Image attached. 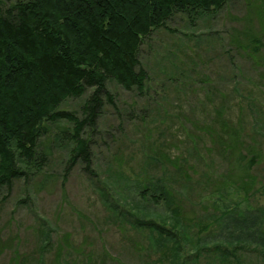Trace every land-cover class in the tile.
I'll use <instances>...</instances> for the list:
<instances>
[{"label":"rangeland","instance_id":"374dc122","mask_svg":"<svg viewBox=\"0 0 264 264\" xmlns=\"http://www.w3.org/2000/svg\"><path fill=\"white\" fill-rule=\"evenodd\" d=\"M138 63L142 93L106 83L88 167L68 168L50 125L42 169L0 187V264H264V0L174 15ZM90 92L60 109L79 118ZM225 129L258 154L249 188L223 179L237 180L215 146ZM155 179L177 213L136 192Z\"/></svg>","mask_w":264,"mask_h":264},{"label":"trees","instance_id":"16d2710c","mask_svg":"<svg viewBox=\"0 0 264 264\" xmlns=\"http://www.w3.org/2000/svg\"><path fill=\"white\" fill-rule=\"evenodd\" d=\"M226 2L0 0V187L10 188L14 180L42 169L50 150H42L40 141L50 125L56 126L57 140L62 136L64 146H70L68 168L77 162L88 167L89 142L82 134L94 128L104 103L113 105L106 83L142 93L146 73L138 52L143 40L165 28L174 15L192 20L213 14ZM88 89L79 118L60 109ZM234 133H217L215 146L236 171L237 180L224 176V181L245 189L258 154ZM136 192L151 205L161 203L170 214L177 213L172 191L162 180L147 182Z\"/></svg>","mask_w":264,"mask_h":264}]
</instances>
